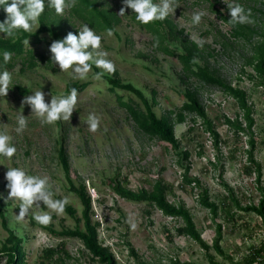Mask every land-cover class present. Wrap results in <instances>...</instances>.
<instances>
[{
	"label": "rangeland",
	"instance_id": "obj_1",
	"mask_svg": "<svg viewBox=\"0 0 264 264\" xmlns=\"http://www.w3.org/2000/svg\"><path fill=\"white\" fill-rule=\"evenodd\" d=\"M98 1L121 19L112 35L107 31L98 32L104 37L102 47L109 52L107 58L116 66L114 73L105 71L104 75L141 90L159 117L179 111L186 101L182 93L193 83L191 87L198 89L200 101L219 138L202 123L194 125L190 115L175 126L178 145L150 137L121 105L125 102L145 110L144 100L138 94L111 90L103 78H95V72L102 71L96 65L86 79H73L51 61L50 45L54 39L49 34H40L41 42L25 43L26 51L35 54V67L30 68L27 66L30 62L13 56L6 65L0 62L13 73L14 85L6 97L0 96V128L7 123L6 130L14 137L12 142L17 147L13 158L0 157V248L9 238L6 219L8 229L24 238L26 264H98L79 238L60 237L51 232L85 231V208L77 192L84 189L91 200L90 218L96 226L98 241L109 248L117 264H248L252 251L264 242V221L247 210L264 199V87L252 78V68H246V73L241 74V58L226 59L214 52L219 49L215 37L218 32L229 35L231 31L220 16V13L230 14L227 3L231 0H173L175 12H170L166 19L175 27L174 38L169 29L163 33L167 37L166 45L171 50L178 49V53L184 49L181 41L204 45L211 68L247 92L255 120L252 133L247 134L238 133L226 124V118L243 119L236 100L216 87H201L194 79L184 83L178 58L162 51L156 36L132 20V9L120 14L124 7L122 0ZM239 2L256 5L257 16L264 19V0ZM70 12L66 7L59 15L64 22L62 37L69 31L78 32L82 24ZM195 12L203 13L199 24L192 23ZM36 29L39 30V23L31 32L36 33ZM76 82L86 84L87 88L78 92L71 119L42 123L40 117L31 115L30 106L21 108L24 96L36 89L43 88L45 101L50 103L52 95H70L67 86ZM17 111L29 116L28 127L21 133L15 132ZM90 113L100 117V126L95 131L87 123ZM251 139L255 141L256 163L249 160ZM61 146L68 155L69 173L61 165ZM257 164L261 168L260 178L256 173ZM14 166L24 168L29 174L47 177L55 198L67 197V205L75 209V216L66 211L58 213L43 206L41 201L42 209L34 208L25 219L17 220L19 202L6 199L9 190L5 173L7 167ZM158 180L173 186L168 200L185 204L209 249L184 233L186 223L182 218L167 216L145 201H129L114 190L120 185L137 194L151 192ZM229 191L241 208L231 204ZM203 195H208L221 208L224 203L231 204L230 213L220 208L218 215L213 216L202 205ZM42 210L52 215L51 223L42 224L47 230L35 220L34 214ZM220 227L222 253L215 246ZM6 260L5 257L0 264Z\"/></svg>",
	"mask_w": 264,
	"mask_h": 264
},
{
	"label": "trees",
	"instance_id": "obj_2",
	"mask_svg": "<svg viewBox=\"0 0 264 264\" xmlns=\"http://www.w3.org/2000/svg\"><path fill=\"white\" fill-rule=\"evenodd\" d=\"M255 1V0H253ZM71 3V0H69ZM243 4V3H241ZM245 9L251 10L252 22L250 23H231V14L227 16L220 13L221 18L230 26L231 31L229 35L218 32L216 37V43L219 49H214V52L226 59H233L236 56L243 60L242 72L246 73V68H252L254 76L252 78L257 82V85L264 87V19L259 18L257 13L259 10L256 5L243 4ZM71 15L78 18L82 23H88L90 27H94L97 32L107 31L108 28H112L115 31V27L121 23L120 16L113 10H109L102 6L98 0H75L73 6L69 7ZM220 12V11H217ZM132 20L138 24L142 29L153 33L156 36V40L159 41V47L162 51L167 54L178 58L183 67V76L181 80L184 83H189L191 79H194L201 87H216L220 89L228 97H232L243 113L242 121L237 119L226 118V124L228 127H232L238 133H252L255 120L253 117V106L248 101L247 92L239 87H235L225 79L220 77L216 70L211 68L208 58L205 56L206 49L204 45L196 42H188L187 40L181 41L183 44V51L178 53V49L171 50L166 45V34L163 33L167 29L170 30V36L173 37L174 29L172 22L165 19L156 20L145 25L136 19V14L132 10ZM6 13L0 10V20H3ZM53 7L46 5L45 12L42 14L39 20V30L36 33L32 32H21L17 37L5 38L0 33V62L3 61L2 52L9 50L12 52L14 58H22L25 62H30L27 66L30 68L35 67L36 57L32 51H26L25 41L31 40L34 42H41L39 38L40 34H49L53 39L63 38L61 28L63 25V18L59 16ZM33 39V40H32ZM26 53V54H25ZM24 62V63H25ZM202 62V63H200ZM110 86L111 90H126L128 92L138 94L145 103V110H142L129 103L121 102V105L125 107L128 113L133 116L136 124L142 129L147 135L152 138H157L161 141L168 142L172 145H178V140L175 136L176 124L183 123L186 121L188 115L192 116L193 124L202 123L208 132H211L214 137L218 140L219 135L217 134L213 121L209 118L205 106L201 103L198 89H193L190 84L186 88V91L182 93L186 99L184 105L179 111H171L169 115L159 117L154 110V106L142 94L141 90L135 88L133 85H126L122 83L120 79L115 77H109L104 75L102 77ZM78 89V92L83 91L87 88L86 84L81 83H70L67 86V91L71 94L72 88ZM20 88V87H19ZM23 93L27 91L21 90ZM173 114H175L173 116ZM191 131L193 128L190 129ZM251 150L249 151V160L256 163L254 160V148L255 141L251 139ZM61 165L66 173L70 172V164L68 155L63 146L59 151ZM251 170L248 169V172ZM256 173L258 178L261 177L260 165H256ZM173 186L165 183L163 180L155 182L153 190L151 192L142 191L141 193H133L121 188L120 185L114 187V190L122 197L133 202H148L159 208L165 215L175 218H182L186 223L184 233L189 235L191 238L199 242L204 248L209 249L196 229V225L190 211L186 208L185 204H173L168 200V195L173 193ZM78 195L84 205V218L86 221L85 231L82 230H65L61 233L51 231L53 234L69 238H79L85 245L89 254L93 258V261L98 264H117L114 256L110 252L108 247H104L98 241L96 226L92 224L90 218L91 212V200L85 195L84 189H80ZM206 192V191H205ZM207 194V193H206ZM229 199L233 206L241 208L239 201L229 191ZM202 205L213 213V216H217L220 210V205L211 202L208 195H203L201 198ZM231 204H223L222 211L230 213ZM229 210V212H228ZM249 211L255 212L264 221V199L258 206L248 207ZM65 211L75 216L76 211L72 207L66 205ZM5 226L9 232V238L7 242L0 248V263L6 257L5 264H26L25 253H24V238L18 236L15 231L8 229V224L5 219ZM38 226L47 230L42 224L38 223ZM222 230L221 227L218 229V239L216 241V249L221 252V241ZM52 255L54 250L51 251ZM222 253V252H221ZM260 264H264V242L259 249L253 250L250 257L247 259L248 264H254L260 261Z\"/></svg>",
	"mask_w": 264,
	"mask_h": 264
},
{
	"label": "clouds",
	"instance_id": "obj_3",
	"mask_svg": "<svg viewBox=\"0 0 264 264\" xmlns=\"http://www.w3.org/2000/svg\"><path fill=\"white\" fill-rule=\"evenodd\" d=\"M75 0H0V10L6 13L3 20H0V33L5 38L17 37L22 31H33L34 25L39 23L40 17L45 12L46 5L53 7L58 14H63L66 7H71ZM124 7L120 9V14H124L128 8L136 14V19L147 25L156 20H164L170 12H175L176 6L173 0H122ZM228 8L231 14V23H250L252 17L251 10H246L239 0H231ZM203 13L195 12L192 17L193 24H199ZM37 31V29H36ZM108 35L113 34V29H107ZM103 35L98 33L94 27L88 23H82L78 32L69 31L68 34L59 39H54L50 45L53 54L51 61L58 64L61 71L73 79H86L88 73L93 69V65L101 68L102 71L95 72L96 79H101L105 71L114 73L116 66L113 60L108 59L109 52L102 47ZM203 38H201L202 40ZM25 43L29 44V40ZM156 43L159 41L157 39ZM4 65L12 58V52L4 50L2 52ZM4 65H0V96L6 97L13 85V73ZM24 96L23 105L31 107L32 113L41 118L42 123H53L58 120L71 119L73 111L76 109L78 101V89L73 87L70 95H52L51 101H45V92L39 88ZM17 125L15 132L21 133L28 127V118L23 111H17ZM87 123L92 131L100 126V117L95 113H90ZM7 123L0 128V157L11 159L17 152L16 145L12 142L14 137L6 130ZM8 191L7 200L13 203L19 202V212L15 213L17 220H23L34 208H48L58 213L65 211L68 203L67 197L57 199L52 185L47 177L29 174L21 167H7L5 173ZM43 202L40 206L39 202ZM35 220L40 224L47 225L52 221V215L47 211L36 212Z\"/></svg>",
	"mask_w": 264,
	"mask_h": 264
}]
</instances>
